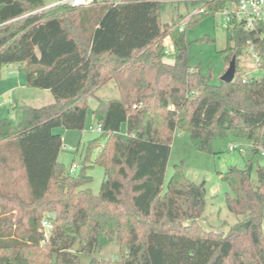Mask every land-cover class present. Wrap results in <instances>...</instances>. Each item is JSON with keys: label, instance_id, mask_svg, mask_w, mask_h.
I'll return each instance as SVG.
<instances>
[{"label": "trees", "instance_id": "obj_1", "mask_svg": "<svg viewBox=\"0 0 264 264\" xmlns=\"http://www.w3.org/2000/svg\"><path fill=\"white\" fill-rule=\"evenodd\" d=\"M164 5L125 0L75 9L0 0V78L4 66L19 63L29 87L48 89L55 98L40 108L21 105L16 125L0 119V174L9 182L0 188V264H80L82 253L100 264L96 254L114 240L121 264H264L263 168L256 170L260 184L251 160L221 174L232 191L228 209L243 218L228 232L200 224L206 187L189 181L182 165L164 185L176 131L202 152H212L214 139L227 132L250 139L255 154L264 151V77L238 73L244 45L258 37L240 26L230 30L236 78L213 85L190 66L179 32L169 35L161 23ZM222 5H208L188 24L216 15ZM171 35L172 64L163 45ZM111 80L120 98L98 101L101 135L88 143L73 175L59 161L64 141L54 130H84L89 97ZM93 151L105 171L97 195L89 187ZM6 201L28 211L27 226L5 216ZM43 218L52 224L48 239L40 231Z\"/></svg>", "mask_w": 264, "mask_h": 264}, {"label": "rangeland", "instance_id": "obj_2", "mask_svg": "<svg viewBox=\"0 0 264 264\" xmlns=\"http://www.w3.org/2000/svg\"><path fill=\"white\" fill-rule=\"evenodd\" d=\"M45 7H52L62 3V0H43ZM161 12V23L167 24L169 35L173 32H179L178 37L188 43V51L190 58V66L199 70L210 78L213 85H219L225 71L234 57L235 44L229 40L231 34L226 24V16L222 13L216 15L202 16L197 18L194 23L188 24L189 15L193 14L198 6L192 3H164ZM233 10V5L230 6ZM187 20V22H186ZM186 22V23H184ZM180 28L185 30L181 33ZM165 47L164 59L172 64L175 62V44L172 40V35L163 39ZM168 52V54H166ZM238 73L244 78L261 79L264 77V71L255 67V60L247 56L245 53L239 56ZM20 64L14 63L9 67H3L1 74L9 77L10 71L12 75L21 74L19 69ZM24 75V74H23ZM22 75V76H23ZM15 93L12 94L2 80H0V119L6 118L14 125L18 124L20 119L19 107L23 101H29L30 105L39 106L40 102L36 101L35 92L41 93V90L35 87L22 88L18 86ZM118 91L115 81L111 80L104 86L96 89L94 95L88 99V116L86 127L84 130H69L65 127H58L54 130L55 133L64 131L63 138L64 146L61 151L63 164L69 171L72 164L76 163L79 166L87 157L88 143L100 137L101 133L97 131L98 121L94 115V111L98 105V101H103L118 98ZM42 102V101H41ZM4 104V106H1ZM44 104V103H43ZM12 105V108L10 107ZM14 106V107H13ZM47 106V105H46ZM126 131V126L122 128V133ZM171 157L167 166V174L165 179V190L167 182L175 172V165H182L184 173L189 181L196 184L204 183L206 187V208L203 218L199 221L203 228L208 231L228 232L229 228L240 222L243 218L236 216L228 209L227 196L232 195L230 185L222 179V173H225L229 167L244 168L248 161H252L255 168L253 181L260 184L257 176L259 167L264 169V156L262 153L255 154L253 151V143L245 137L233 136L227 132L225 137H217L212 143V152H202L198 150L192 143L188 134L183 131H176L173 136ZM234 146L236 149L231 150ZM96 151L91 153V162L93 167L88 170L93 177V182L90 184L95 195L99 194L101 184L104 180L105 171L95 163ZM75 160V162H74ZM74 162V163H73ZM79 169L76 171L78 173ZM21 171L16 173L19 175ZM76 173V174H77ZM9 184L0 174V188L3 185ZM26 191L25 195L30 196V191ZM5 216L14 215L15 219L20 218L27 226L28 211L20 209L19 205H15L6 201ZM264 230V223H263ZM100 264H121V251L117 242L111 241L96 254ZM91 257L87 254H80V264H90Z\"/></svg>", "mask_w": 264, "mask_h": 264}, {"label": "built area", "instance_id": "obj_3", "mask_svg": "<svg viewBox=\"0 0 264 264\" xmlns=\"http://www.w3.org/2000/svg\"><path fill=\"white\" fill-rule=\"evenodd\" d=\"M162 3H192L197 7L194 13L189 15H202L206 12L208 5H215L218 3H223L222 8L218 13H222L226 16V24L228 30H232L234 26H240L247 32H252L258 37L257 40H247L243 47V54L252 57L255 60V67L259 69L261 66V61L264 59V0H158ZM62 3L72 7V8H91V6H119L125 3V0H63ZM233 5L234 9L231 10L230 6ZM217 13V14H218ZM187 22V20H186ZM184 22V23H186ZM184 31L183 28H180ZM168 54V52H166ZM245 82V80H244ZM198 94L193 92L192 95ZM134 109L141 108V106L134 105ZM97 131L102 132V124L97 123ZM234 146L231 150H235ZM264 155V151H262ZM79 166L74 164L70 168L69 172L71 174H76ZM42 226L40 231L48 239L50 236V231L52 229V224L47 218L42 219Z\"/></svg>", "mask_w": 264, "mask_h": 264}, {"label": "crops", "instance_id": "obj_4", "mask_svg": "<svg viewBox=\"0 0 264 264\" xmlns=\"http://www.w3.org/2000/svg\"><path fill=\"white\" fill-rule=\"evenodd\" d=\"M12 65V64H11ZM11 65H6V66H4V68L5 67H9V66H11ZM9 74H11V75H9V77H5L6 75H4V74H1V80L3 81V82H5V84H6V86L8 87V88H10L11 89V91H12V94H14L15 93V91L14 90H16L17 89V87L18 86H21L22 88H26V87H29V85H28V81H27V79H26V77H25V75H21V74H18L17 73V75L16 74H14V75H12L13 74V72H11L10 71V73ZM41 90V89H40ZM33 94H35L36 95V101H38V103L40 102L41 104H39V106H33V105H30L29 103H27V102H29V101H23L22 103H21V105H28V106H32V107H34V108H40V107H44V106H46V105H48V104H52V103H54L55 102V98H54V95L51 93V91L50 90H48V89H46V90H41V93H37V92H35V93H33ZM119 97L118 98H114V99H119L120 98V95H118ZM114 99H110V100H114ZM101 100V99H100ZM110 100H106L105 102H110ZM42 101V102H41ZM103 101V100H102ZM44 103V104H43ZM1 106H4V104H1ZM11 108H12V105L10 106ZM14 107V106H13ZM58 134H60V133H58ZM61 137H62V141H63V138H64V136H65V133H64V131L63 132H61ZM8 157H9V154L8 153H5ZM262 156H264V155H262ZM59 161L63 164L64 162H63V160H62V157H61V153H60V155H59ZM74 162H75V160H74ZM73 162V163H74ZM74 164H76V163H74ZM74 164H72V165H74Z\"/></svg>", "mask_w": 264, "mask_h": 264}, {"label": "water", "instance_id": "obj_5", "mask_svg": "<svg viewBox=\"0 0 264 264\" xmlns=\"http://www.w3.org/2000/svg\"><path fill=\"white\" fill-rule=\"evenodd\" d=\"M236 64H237V57H234L229 65V68L225 71V74L222 77V81L226 83H231L235 80ZM50 216H54V214H50Z\"/></svg>", "mask_w": 264, "mask_h": 264}]
</instances>
